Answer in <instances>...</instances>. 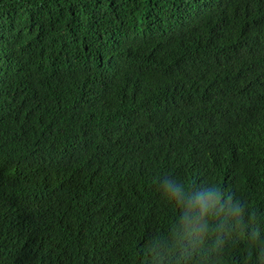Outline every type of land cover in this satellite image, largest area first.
<instances>
[{"label":"trees","instance_id":"1","mask_svg":"<svg viewBox=\"0 0 264 264\" xmlns=\"http://www.w3.org/2000/svg\"><path fill=\"white\" fill-rule=\"evenodd\" d=\"M168 176L264 235V0H0V264H147ZM213 239L187 264H256Z\"/></svg>","mask_w":264,"mask_h":264},{"label":"clouds","instance_id":"2","mask_svg":"<svg viewBox=\"0 0 264 264\" xmlns=\"http://www.w3.org/2000/svg\"><path fill=\"white\" fill-rule=\"evenodd\" d=\"M155 185L172 219L165 236L146 229L137 244V249L147 244V264H187L203 241L214 237L212 247L219 248L222 235L233 231H243L254 246L256 264H264V235L249 223L248 210L234 189L215 181L201 183L175 176L162 177Z\"/></svg>","mask_w":264,"mask_h":264}]
</instances>
